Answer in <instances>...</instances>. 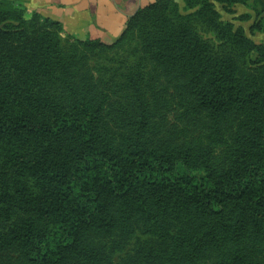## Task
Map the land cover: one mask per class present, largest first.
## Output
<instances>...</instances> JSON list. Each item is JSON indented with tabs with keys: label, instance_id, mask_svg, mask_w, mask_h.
<instances>
[{
	"label": "trees",
	"instance_id": "1",
	"mask_svg": "<svg viewBox=\"0 0 264 264\" xmlns=\"http://www.w3.org/2000/svg\"><path fill=\"white\" fill-rule=\"evenodd\" d=\"M245 2L155 0L104 43L0 0V264H264V42L215 8ZM128 37L176 83L166 129L110 108Z\"/></svg>",
	"mask_w": 264,
	"mask_h": 264
},
{
	"label": "rangeland",
	"instance_id": "2",
	"mask_svg": "<svg viewBox=\"0 0 264 264\" xmlns=\"http://www.w3.org/2000/svg\"><path fill=\"white\" fill-rule=\"evenodd\" d=\"M177 3V6L180 8L183 7V0H174ZM261 2H264L261 0ZM261 2L259 0H246L244 4L236 3L230 7L231 12H226L222 9V6L218 3H215V8L221 14V19L223 21H230L233 23L234 27H242L246 35L252 39L255 43L264 42V32L251 31L250 25L256 19V11L261 10ZM136 12V11H135ZM134 12V13H135ZM188 11L181 10L182 14H187ZM31 12L26 10L25 15L28 17ZM133 13V14H134ZM248 16L243 18V16ZM245 16V17H246ZM64 28V27H63ZM71 34L76 38L77 35L65 31L63 35ZM90 38V37H84ZM83 39V38H81ZM117 39V38H116ZM115 39V40H116ZM101 41V40H100ZM113 42V41H112ZM110 42V43H112ZM105 43V42H104ZM139 43L135 38H125L120 41L116 47L111 49V54H114L116 58V71L114 67L110 68L106 72L102 73L103 84L101 85L105 91H107L112 96L113 105H110V108L117 107V110L120 109L118 101L121 100L125 95L128 97L127 100H130L132 96L142 97L143 101L152 105L153 102H156V123L160 124L163 129H166L172 122L174 114L171 110H168L166 107L173 106L172 102H175V96L178 92V88L175 87V82L165 78L160 69L154 68L149 62L145 61L143 55L138 51ZM137 50L139 53H137ZM125 62V63H122ZM137 62H142L143 68L139 73L133 72L131 77L137 79L136 86H127L129 83V77H127L131 66ZM116 94H124L123 97H115ZM116 113V108L114 112L111 113V116ZM119 116H123L120 114ZM116 120L127 122L128 118H116ZM224 158V152L218 151L215 160L219 162ZM118 257L115 258L117 261Z\"/></svg>",
	"mask_w": 264,
	"mask_h": 264
},
{
	"label": "crops",
	"instance_id": "3",
	"mask_svg": "<svg viewBox=\"0 0 264 264\" xmlns=\"http://www.w3.org/2000/svg\"><path fill=\"white\" fill-rule=\"evenodd\" d=\"M28 12L62 23L78 37L110 43L123 31L128 16L155 0H11Z\"/></svg>",
	"mask_w": 264,
	"mask_h": 264
}]
</instances>
